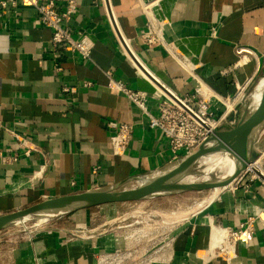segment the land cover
Here are the masks:
<instances>
[{"label": "crops", "instance_id": "crops-1", "mask_svg": "<svg viewBox=\"0 0 264 264\" xmlns=\"http://www.w3.org/2000/svg\"><path fill=\"white\" fill-rule=\"evenodd\" d=\"M55 1L61 10L66 7L67 0ZM75 1L77 13L66 25L74 36L82 30L94 42L89 59L77 52L54 54L52 32L34 7L0 10V216L51 198L129 185L138 175L170 166L173 154L162 132L109 86L112 77L133 89L155 90L120 49L119 33L127 53L133 50L176 94L200 88L217 96V116L231 113L227 101L264 74V0ZM146 3L163 28L164 43L152 47L141 39L149 23ZM147 109L158 114L153 99ZM111 122L135 127L122 156L112 151ZM14 132L37 149L23 154ZM14 155L17 161L3 160ZM251 176L238 177L172 227L166 244L133 241V234L117 233L110 222L93 228L98 233L92 238L74 235L99 220L95 208L109 213L118 204L113 203L54 219L34 232L1 231L0 264H138L136 253L146 255L147 264H264V179ZM241 228L243 235L229 242L230 231Z\"/></svg>", "mask_w": 264, "mask_h": 264}, {"label": "built area", "instance_id": "built-area-1", "mask_svg": "<svg viewBox=\"0 0 264 264\" xmlns=\"http://www.w3.org/2000/svg\"><path fill=\"white\" fill-rule=\"evenodd\" d=\"M106 3V0H103ZM21 5H29L35 8L38 13L40 23L49 28L52 32L50 46L54 54L60 51L79 53L83 58L89 59L92 56L94 42L82 30L78 31L74 36L72 31L67 27V20L77 13V4L75 0H67L66 7L61 10L55 0H0V10L7 11L18 9ZM151 5L145 4L148 13V29L141 34L143 43L149 47L164 43L162 21L158 20L156 15L151 11ZM111 21L115 23L112 13H108ZM119 46L124 51L134 65L141 73L139 59L130 49V54L125 50L124 43L128 45L125 38L119 33ZM141 64V63H140ZM142 74L149 78L155 86L153 93L130 88L124 81L116 80L111 77L109 86L112 89L125 95L135 106L143 113H146L150 120L149 125L152 128L159 129L167 139L169 148L172 151L173 158L171 164H175L183 160L187 155L194 152L197 147L202 144L217 127L222 123L226 115L217 116L214 110L216 102L219 98L214 94H206L200 88L195 92L180 96L171 91L165 84L157 79L147 68ZM61 70V68H59ZM148 72V73H147ZM156 80L152 79L151 76ZM86 82V86L90 85ZM244 89H242L243 91ZM241 92V90H240ZM239 92V94H240ZM238 94V96H239ZM150 99L155 100L158 108V114H152L147 109ZM110 126L114 129L111 137L112 151L116 156H122L126 153L134 133V124L131 122H111ZM15 138L19 142V146L23 154L29 156L32 150H36L30 138L21 133L14 132ZM261 153V152H260ZM18 155L3 157V160L17 161ZM98 168L94 169L96 172ZM250 168L243 172L245 175ZM241 175V176H242ZM253 180H261L262 178L256 174L252 176ZM237 181V180H236ZM235 181V182H236ZM39 223V222H37ZM244 227V225H242ZM98 232L85 227H79L75 232V236L89 239L94 237ZM244 230H231L227 235V240H235L241 237Z\"/></svg>", "mask_w": 264, "mask_h": 264}, {"label": "water", "instance_id": "water-1", "mask_svg": "<svg viewBox=\"0 0 264 264\" xmlns=\"http://www.w3.org/2000/svg\"><path fill=\"white\" fill-rule=\"evenodd\" d=\"M151 78L154 79L152 76ZM242 108V104H237L235 110L228 114L214 133L180 162L150 174L136 176L134 180L137 181V185L128 187L125 181L43 200L24 209L1 215L0 232L20 224L25 231H29L25 223L32 220L37 221L41 216L44 217L43 220L48 221L96 206L143 201L157 196L189 191L209 190L224 187L232 181L235 182L256 161L264 149V142H259L257 139V132L264 123V90L261 102L253 113L248 116L242 112ZM217 151L234 158L236 166L230 176L220 174L221 177L213 176L208 181L182 182L188 175L198 173L195 169L204 155Z\"/></svg>", "mask_w": 264, "mask_h": 264}, {"label": "rangeland", "instance_id": "rangeland-1", "mask_svg": "<svg viewBox=\"0 0 264 264\" xmlns=\"http://www.w3.org/2000/svg\"><path fill=\"white\" fill-rule=\"evenodd\" d=\"M262 77H264V74L258 76L249 86L243 88V91L241 89L239 96H237L234 100L227 101L226 105L228 109L230 104L232 108L233 105L242 104L243 113H246L248 116L253 113L254 108L258 104L251 102V100L253 101V99L251 98L255 94L257 84ZM204 92L206 94H209V92L205 90ZM229 111L231 112V110ZM228 114L230 113L227 112L226 114V112H224L223 116ZM224 120L225 118H223V121ZM257 139L259 142H264V123L257 132ZM263 153L264 149L261 151L259 157L255 161L256 163L260 158H262V166L260 167V169L258 168L260 170L259 173H264ZM200 165L202 164L199 162L195 170L202 171L206 168L205 164L202 166ZM247 174L258 175L257 171L253 169H250ZM233 183L234 181L230 182L224 188L229 187V185L231 186ZM137 184V181H133L131 184L128 185V187H133ZM215 190L216 189L214 188L203 191H189L178 194L157 196L143 201L118 203L112 209L113 211H110L111 213H107L108 208H95L93 210V213L94 215H96L97 218H99V220L91 226L83 225V227L87 229H93L95 227H98L100 228V230H102V228L105 227L103 222H110L111 225L117 226V233L125 231L130 235L133 234V241L137 240L139 242H145V239L150 238L154 240L152 243V247H155L158 244H166L169 239L170 230H173V228L177 229L178 226H180L185 219L202 210L207 205L209 201L208 198H210L215 193ZM52 220L54 219L48 221H27L25 223V226L29 231L34 232L36 230H39L41 226H43L44 224H48ZM13 228H23V226L22 224H20ZM133 257L134 261L136 260L138 264H147V262H149L150 260L148 257H146V255L143 256L139 253H136V255L132 256V258ZM125 259H123V263L126 261Z\"/></svg>", "mask_w": 264, "mask_h": 264}, {"label": "bare ground", "instance_id": "bare-ground-1", "mask_svg": "<svg viewBox=\"0 0 264 264\" xmlns=\"http://www.w3.org/2000/svg\"><path fill=\"white\" fill-rule=\"evenodd\" d=\"M151 7V6H150ZM130 52V50H129ZM140 62V60H139ZM141 63V62H140ZM139 63V66L140 68L142 69L143 71V68H142V63L140 64ZM141 74H143L141 72ZM169 88V87H168ZM171 90V89H170ZM203 90V89H202ZM263 90H264V77H262L258 84H257V88H256V92L255 94L252 96L251 99H253V101L251 100V102H254V103H257L258 105L254 108V111L258 108L260 102H261V99H262V95H263ZM172 91V90H171ZM208 91V90H207ZM209 92V91H208ZM245 102V101H244ZM235 106L233 107V109L231 110L234 111L235 110ZM228 115H226L227 117ZM257 160V159H256ZM200 163L202 165H206V168L203 169L202 171H198V173L196 174H192V175H188L186 178L183 179L182 182H185V183H193V182H203V181H208L210 180L213 176H220V173H222L223 175L222 176H230L234 170H235V166H236V162L234 160V158L232 156H230L229 154H223V153H220V152H212V153H208L206 155H204L201 159H200ZM255 163V162H254ZM252 164L249 168L250 169H253L255 171H257L258 175L261 177V178H264V173H259V169L260 167L262 166V158H260L255 164ZM200 165V166H202ZM256 165V166H254ZM259 168V169H258ZM221 177V176H220ZM229 184V183H228ZM227 184V185H228ZM226 185V186H227ZM230 186V185H229ZM225 187V186H224ZM223 186L221 187H217L215 188V193L210 197L208 198V203L211 202L215 196L218 194L219 191H221L223 188ZM203 202V201H202ZM205 202V200H204ZM207 203V204H208ZM44 217H39L37 219V221H42Z\"/></svg>", "mask_w": 264, "mask_h": 264}]
</instances>
